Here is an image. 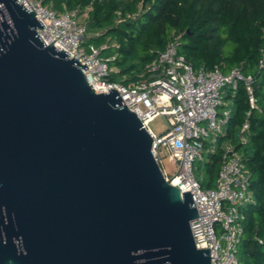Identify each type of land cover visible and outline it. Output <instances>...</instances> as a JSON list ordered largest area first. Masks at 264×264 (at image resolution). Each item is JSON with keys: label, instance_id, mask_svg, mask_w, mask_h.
Instances as JSON below:
<instances>
[{"label": "water", "instance_id": "95a60500", "mask_svg": "<svg viewBox=\"0 0 264 264\" xmlns=\"http://www.w3.org/2000/svg\"><path fill=\"white\" fill-rule=\"evenodd\" d=\"M43 26L0 0V264H210L136 113Z\"/></svg>", "mask_w": 264, "mask_h": 264}, {"label": "built area", "instance_id": "2783aa9c", "mask_svg": "<svg viewBox=\"0 0 264 264\" xmlns=\"http://www.w3.org/2000/svg\"><path fill=\"white\" fill-rule=\"evenodd\" d=\"M35 12L43 27L37 34L46 44L52 42L57 50H65L67 58L86 64L81 70L96 93L116 89L128 109L135 112L152 138V155L165 179L177 186L180 193L190 191L198 216L190 222L197 248H209L210 264H241L237 249L243 234L244 209L254 201L250 189V172L241 154L230 142L222 145L219 167L213 187H202L194 174V162L203 158L205 151H214L217 140L226 132V124L233 109L231 95L240 82L245 86L249 106L255 107L254 77L234 67L223 71L219 66L210 69L194 65L179 51L177 37L170 40L136 79L111 80L117 71L110 66L109 57L101 56L105 44L82 45L87 33L86 21H80L79 11H57L42 0H19ZM258 68H264V47L260 50ZM242 123L238 140L247 142L245 131L249 122ZM157 115L167 120V128L154 134L149 122ZM209 143V146H206ZM176 164L177 172L169 176L162 167L161 152ZM220 231L217 232L216 226Z\"/></svg>", "mask_w": 264, "mask_h": 264}, {"label": "trees", "instance_id": "16d2710c", "mask_svg": "<svg viewBox=\"0 0 264 264\" xmlns=\"http://www.w3.org/2000/svg\"><path fill=\"white\" fill-rule=\"evenodd\" d=\"M57 11H87V40L104 44L106 37L115 44L109 50L110 66L117 71L111 78L136 79L166 44L177 37V46L194 67H234L254 77L255 107L249 106L245 86L239 83L232 99L233 109L226 132L217 140L214 151H205L201 159L213 187L222 145L230 142L241 154L250 172L254 201L244 210L243 234L237 255L241 264H264V68H258L264 47V0H42ZM92 33H95L92 34ZM110 49L113 51L111 52ZM102 50V51H103ZM247 142L238 140L246 118ZM209 146V143H206Z\"/></svg>", "mask_w": 264, "mask_h": 264}, {"label": "rangeland", "instance_id": "374dc122", "mask_svg": "<svg viewBox=\"0 0 264 264\" xmlns=\"http://www.w3.org/2000/svg\"><path fill=\"white\" fill-rule=\"evenodd\" d=\"M89 9H90V7H86V8L78 10L79 11V19H80V21L81 20L82 21H86L87 20V11ZM90 34L91 33L85 34L84 37H83L82 45H84L85 47H87L88 44L91 42L90 40H87V36H89ZM92 34L95 35V33H92ZM103 43L105 45H107V46H110L112 44H115V41L113 39H109V37H106L105 40L103 41ZM108 51L109 50H103L100 53L101 56H103V57L108 56V53H109ZM110 51L113 52L111 49H110ZM179 51H180V49H179ZM180 52L183 53L182 51H180ZM114 68L117 69L116 67H114ZM195 69H197V67H195ZM111 80L120 81L121 77H116L114 79L111 78ZM148 125H149V128L151 129V131L154 134H160L161 132H163L167 128L168 123H167V120H166V118L164 116L157 115L149 122ZM160 163H161L162 167L164 168V170L166 171V173L169 176H173L177 172L176 164L168 158V153L165 152V151L161 152V161H160ZM194 174H195L196 178L199 180L200 184L202 182L206 183L208 181V173H207V171H206V169H205V167H204V165H203L201 160H196L194 162ZM215 178H214V182H215ZM202 184H201V186H202ZM216 229H217V232L219 233L220 228H219L218 225L216 226Z\"/></svg>", "mask_w": 264, "mask_h": 264}]
</instances>
